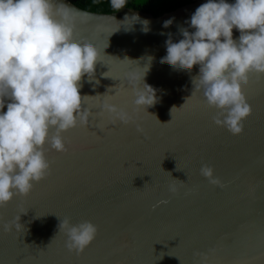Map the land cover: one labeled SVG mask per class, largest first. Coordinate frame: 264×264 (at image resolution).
<instances>
[{
    "label": "water",
    "instance_id": "1",
    "mask_svg": "<svg viewBox=\"0 0 264 264\" xmlns=\"http://www.w3.org/2000/svg\"><path fill=\"white\" fill-rule=\"evenodd\" d=\"M53 2L73 38L98 49L94 77H82L79 88L91 115L62 133L67 151L45 145L50 174L0 207V264H264V75L251 74L243 87L252 113L233 135L213 123L216 110L195 88L199 66L161 62L169 34L175 43L181 28L194 31L185 21L207 0L157 16ZM147 85L155 103L136 104L151 95ZM106 106L131 121L111 122ZM204 164L223 187L201 175ZM160 200L168 202L154 207ZM65 217L97 227L79 254L58 231Z\"/></svg>",
    "mask_w": 264,
    "mask_h": 264
},
{
    "label": "clouds",
    "instance_id": "2",
    "mask_svg": "<svg viewBox=\"0 0 264 264\" xmlns=\"http://www.w3.org/2000/svg\"><path fill=\"white\" fill-rule=\"evenodd\" d=\"M110 2L114 10L126 5V0ZM57 11L53 0H0V109H7L0 111V207L14 196H26L50 174L45 145L67 151L62 133L78 123L86 126L91 115L79 88L82 77H94L99 52L91 42L74 39L72 27L56 18ZM172 22L164 21L163 27ZM185 23L194 31L181 28L183 38L175 43L169 34L161 62L188 71L198 65L193 83L216 110L213 123L239 135L252 113L243 87L251 74L264 75V0H207ZM233 28L238 39H233ZM148 88L151 95H138L136 104L155 103L154 90ZM106 107L111 122L131 121L124 110ZM200 171L210 184L223 187L210 165ZM169 191L177 189L170 185ZM167 202L157 201L154 207ZM61 228L65 246L77 254L97 233L90 221L73 224L68 217L60 219ZM3 230L10 231V225L5 223Z\"/></svg>",
    "mask_w": 264,
    "mask_h": 264
},
{
    "label": "trees",
    "instance_id": "3",
    "mask_svg": "<svg viewBox=\"0 0 264 264\" xmlns=\"http://www.w3.org/2000/svg\"><path fill=\"white\" fill-rule=\"evenodd\" d=\"M77 6L98 12L115 11L110 0H70ZM193 0H126L127 7L140 9L144 12H150L157 16L165 11L172 10L180 5L191 2Z\"/></svg>",
    "mask_w": 264,
    "mask_h": 264
}]
</instances>
